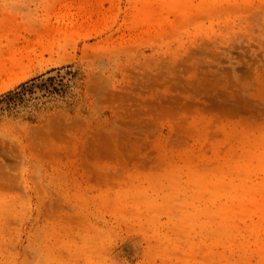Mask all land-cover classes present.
<instances>
[{"label": "rangeland", "instance_id": "374dc122", "mask_svg": "<svg viewBox=\"0 0 264 264\" xmlns=\"http://www.w3.org/2000/svg\"><path fill=\"white\" fill-rule=\"evenodd\" d=\"M0 264H264V0H0Z\"/></svg>", "mask_w": 264, "mask_h": 264}, {"label": "trees", "instance_id": "16d2710c", "mask_svg": "<svg viewBox=\"0 0 264 264\" xmlns=\"http://www.w3.org/2000/svg\"><path fill=\"white\" fill-rule=\"evenodd\" d=\"M29 92H32V88H31V86H24V87H22V89L18 92V94H16L14 97H15V99H13V98H9L8 99V102L11 104V103H14V102H16L17 100H22L23 99V97L27 94V93H29Z\"/></svg>", "mask_w": 264, "mask_h": 264}]
</instances>
